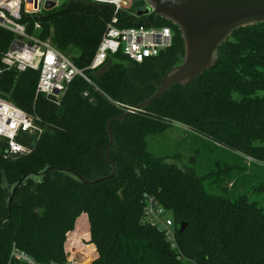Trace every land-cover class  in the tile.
<instances>
[{
    "label": "trees",
    "instance_id": "16d2710c",
    "mask_svg": "<svg viewBox=\"0 0 264 264\" xmlns=\"http://www.w3.org/2000/svg\"><path fill=\"white\" fill-rule=\"evenodd\" d=\"M87 4L70 1L29 17L28 33L50 39L86 69L113 14ZM121 18L126 27L139 20ZM152 25L174 31L173 45L159 57L136 63L116 54L98 75L89 73L99 90L77 77L59 100L36 96L38 71L4 68L15 36L0 27V96L44 128L39 137L21 136L30 149L24 156L5 157L0 141V264H8L13 246L39 264H64L70 256L80 264H264V207L241 188V177L264 168V24L235 32L219 47L216 65L190 84L114 120L124 113L114 102L135 107L147 100L184 58L177 26L156 16ZM175 123L198 136L191 166L178 163L180 152L162 155L149 148ZM110 162L114 176L93 184L57 170L96 181L112 173ZM251 188L264 193V186ZM148 199L170 215L178 251L144 221Z\"/></svg>",
    "mask_w": 264,
    "mask_h": 264
},
{
    "label": "built area",
    "instance_id": "2783aa9c",
    "mask_svg": "<svg viewBox=\"0 0 264 264\" xmlns=\"http://www.w3.org/2000/svg\"><path fill=\"white\" fill-rule=\"evenodd\" d=\"M70 1L79 0H0V27L15 36L3 55L2 63L6 70L14 69L19 73L30 69L38 71L36 96H53L59 100L66 93L70 83L77 77L99 90L89 73L98 75L114 55L122 54L136 63H143L148 59L159 57L173 45L174 31L170 27L152 25V10L142 16L137 15L138 12L145 11L148 6L146 2L139 6L141 0H80L100 6L110 5L111 8H108L113 13L89 66L86 69H80L71 58L56 49L50 39H43L28 33L29 21L27 19L29 17L37 18L44 15L47 12L45 8L48 3L55 5L51 10L54 11L64 7ZM120 12L127 15L129 19H139L135 22L136 26H123L121 16L125 15ZM148 17L151 18L150 22L145 24L142 20L147 23ZM33 28L40 30L41 23L35 20ZM84 96L88 97L89 93L85 92ZM114 104L124 112L130 108L119 102H114ZM37 120L38 118L0 96V141L6 140L5 157L24 156L30 152V149L21 143L20 139L25 134L39 137L43 133L44 128L37 124ZM144 221L163 231L171 248L178 251L173 221L157 201L150 199L146 201ZM12 262L39 264L16 246L11 249L8 264ZM184 263L194 264L186 260ZM50 264L60 263L51 262ZM64 264L80 263L70 256Z\"/></svg>",
    "mask_w": 264,
    "mask_h": 264
},
{
    "label": "water",
    "instance_id": "95a60500",
    "mask_svg": "<svg viewBox=\"0 0 264 264\" xmlns=\"http://www.w3.org/2000/svg\"><path fill=\"white\" fill-rule=\"evenodd\" d=\"M144 1L148 6L145 11H140L137 15L142 16L152 10L151 16L160 17L177 26L184 42V58L180 64L166 72L157 90L151 97L135 107H130L114 120L125 119L128 116L144 111L145 108L150 106L154 101L160 99L172 87L190 84L216 65L219 59V47L230 39L235 32L247 27L264 24V0ZM87 5L89 7H110V5L100 6L93 3H88ZM54 7L55 5L53 3H48L45 9L51 11ZM149 17L147 23L145 20L142 21H144L145 24H149L151 19ZM133 25H135V22ZM111 122L112 120L107 123L109 145L106 150V159L108 161L109 151L114 140ZM2 143L6 144V140L2 139ZM110 164L113 168L112 173L96 181H88L69 169L57 170L72 174L83 184H93L114 176L115 167L111 162ZM53 169L54 168H49L48 170ZM26 176L27 175L19 180L17 186L13 189V194ZM10 204L11 199L9 201V207ZM185 227L186 225L182 224L180 232H183Z\"/></svg>",
    "mask_w": 264,
    "mask_h": 264
},
{
    "label": "rangeland",
    "instance_id": "374dc122",
    "mask_svg": "<svg viewBox=\"0 0 264 264\" xmlns=\"http://www.w3.org/2000/svg\"><path fill=\"white\" fill-rule=\"evenodd\" d=\"M48 12L51 11L47 10V12H45L44 15H46V13ZM236 97H238V95H236ZM197 139L198 136L190 132L188 128H186L183 125L175 123L174 126H172L169 129L165 137H161V138L156 137L151 139L149 143V148L157 152L158 154H162V155H174L177 152H180L181 159L180 161H178V163L181 166H191L190 160L191 157L194 155V151H193L194 144L192 142L199 141ZM203 143L205 144V141H203ZM171 160L173 161V159ZM241 178H242L241 180L246 183L245 187H241L242 193H246L252 198L254 193H252L251 187L264 186V168L254 167L252 171L248 174V177L243 176ZM257 193H260L259 195H261L259 196L261 198L259 199L258 204L264 207V193L263 192H257Z\"/></svg>",
    "mask_w": 264,
    "mask_h": 264
},
{
    "label": "crops",
    "instance_id": "0c3cea01",
    "mask_svg": "<svg viewBox=\"0 0 264 264\" xmlns=\"http://www.w3.org/2000/svg\"><path fill=\"white\" fill-rule=\"evenodd\" d=\"M260 193H254L253 194V196H252V200H254V201H257V202H259V199L261 198V197H259V196H261V195H259ZM262 206V205H261Z\"/></svg>",
    "mask_w": 264,
    "mask_h": 264
}]
</instances>
